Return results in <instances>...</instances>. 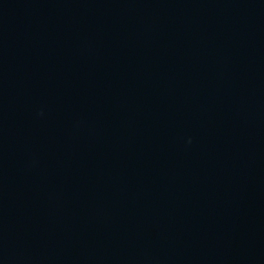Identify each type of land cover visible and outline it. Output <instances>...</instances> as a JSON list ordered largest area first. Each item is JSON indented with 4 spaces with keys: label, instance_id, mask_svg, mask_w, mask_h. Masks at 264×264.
Here are the masks:
<instances>
[{
    "label": "water",
    "instance_id": "obj_1",
    "mask_svg": "<svg viewBox=\"0 0 264 264\" xmlns=\"http://www.w3.org/2000/svg\"><path fill=\"white\" fill-rule=\"evenodd\" d=\"M0 264H264V0H0Z\"/></svg>",
    "mask_w": 264,
    "mask_h": 264
}]
</instances>
